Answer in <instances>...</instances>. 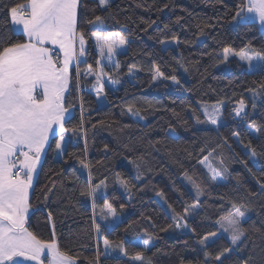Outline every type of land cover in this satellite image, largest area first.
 Returning <instances> with one entry per match:
<instances>
[{
  "label": "trees",
  "instance_id": "obj_1",
  "mask_svg": "<svg viewBox=\"0 0 264 264\" xmlns=\"http://www.w3.org/2000/svg\"><path fill=\"white\" fill-rule=\"evenodd\" d=\"M241 3L244 0H110L111 7L102 9L98 0H80L78 32L85 34L87 57L78 58L65 96V107L72 113L65 120L64 153L56 158L58 139L53 137L43 155L30 197L27 227L31 232L42 240H57L62 251L78 258L77 264H129L119 248H110L104 255V238L123 241L129 255L143 251L152 264H205L199 239L220 230L216 221L234 212L233 203L251 202L242 223L249 229L246 236L232 245L220 234L208 251L214 257L231 247L225 264H243L249 258L252 264H260L264 259V136L253 126L264 130V94L254 97L250 89L259 91L264 73L250 71L238 58L218 64L224 46L239 50L250 44L264 51V30L258 23L232 19ZM3 5L10 6V0H0V27L7 19ZM97 15L104 23H87ZM4 32L12 42L26 40L15 30ZM93 32L120 33L129 41L127 50L117 55L120 68H114L112 76L118 82L113 89L106 86L104 106L98 103L92 79L81 75L77 82L76 77L77 67L83 73L89 64L98 66ZM169 41H177L176 46L164 47ZM153 64L165 76L175 75L179 83L163 77L153 81ZM240 99L247 104L246 119L232 112ZM218 100L224 102L219 127L198 123L197 117L205 120L200 104ZM129 104L140 113H129ZM249 142L257 155L244 147ZM212 149L227 168L222 180H212L198 163ZM81 160L89 167H83ZM185 170L203 190L200 196L185 178ZM90 173L93 186L105 182L95 194V208L92 198L81 195ZM106 200L115 208V217L103 218ZM197 202L196 212L189 211L185 217L195 234L177 228L172 209L183 215L186 207ZM95 224L100 225V233ZM146 232L153 236L147 250L141 243ZM207 264L217 262L211 259Z\"/></svg>",
  "mask_w": 264,
  "mask_h": 264
},
{
  "label": "snow or ice",
  "instance_id": "obj_2",
  "mask_svg": "<svg viewBox=\"0 0 264 264\" xmlns=\"http://www.w3.org/2000/svg\"><path fill=\"white\" fill-rule=\"evenodd\" d=\"M98 4L102 9L111 7L110 0H98ZM78 6L79 0H25L24 3H14L10 0V6L3 5L7 19L0 27V264H22L19 258L34 261L35 264H44L42 257L45 256V250H47L48 264H77L78 258L62 251L57 240H42L29 231L25 225L30 207L29 190L33 187L34 174L38 173L42 154L45 153L46 147H51L49 137L50 135L55 136L57 128L60 137L55 141V149L61 155L65 150L63 134L66 131L65 113L68 110L64 107V103L65 92L69 89L71 80L70 65L73 60L83 57L86 52L85 34L83 30L77 31ZM232 19L246 23L258 21L264 28V0H244V3L237 4ZM179 20L180 18L177 17V22ZM87 23L90 25L102 24L104 19L97 15ZM17 27L20 34L27 38L24 42H12L4 32V29L14 31ZM91 35L95 37L100 56L109 62L114 56L122 54L121 46L129 42L120 33L110 32L105 36L99 32H93ZM77 41L79 52H77ZM161 42L163 43V41ZM47 43L59 46V50L63 53L62 62L59 58L53 59L51 49L45 46ZM219 55L222 58L218 64H226L230 62V58H238L239 62L247 63L250 70L264 73V51L256 50L250 44L239 48V50L231 46H224ZM96 64L98 70L89 64L83 73L77 67L76 77L78 82L81 75H94V86L96 94L99 96L104 91V67L102 60H97ZM113 67L119 70L120 65L115 63ZM132 68H135V65L129 68L130 72ZM150 71L153 73V81L163 77L179 83L175 75L165 76L159 65L153 64ZM108 80L113 84L118 82L111 75L108 76ZM258 89L259 91L250 89L254 97L264 94V83L259 84ZM200 107L203 109L205 120L201 121L197 117V122L219 127L218 122L222 117L224 102L218 100L211 105L202 102ZM252 107L255 108L256 105L253 103ZM245 108V100L240 99L234 102L232 112L237 117H241L243 113V118L246 119ZM127 111L132 115H138L141 110L135 105L129 104ZM193 114L195 115V109H193ZM253 131L264 136V130L260 127L253 126ZM73 132L75 133L76 129H73ZM244 147L250 149L253 156L257 155L251 142ZM107 148L108 145H105V150ZM214 152L215 149L210 150L208 156L198 161V163L207 166L212 180L223 177L227 172V168L222 171L211 164L210 157ZM80 163L85 168L89 167L83 160ZM220 163L223 164V160ZM184 176L192 183L196 195L200 196L203 191L200 185L196 184L188 175L187 170H185ZM104 183L101 181L93 186L90 173L88 186L81 190L82 196L92 198L94 208L96 207L95 194ZM125 187H127L126 184ZM261 189V194H264V184L261 185ZM158 194L163 196V192ZM250 195L255 197L257 194L250 193ZM252 206L251 202L247 204L233 203L234 212L222 215L216 221L220 228L228 233L232 245H236L248 233L249 229L243 226L242 218ZM120 207L123 208L124 205H120ZM169 207L171 208V205ZM198 207V202L193 203L184 209L183 215L172 209L175 226L189 229L195 234V229L190 228L185 217L189 211L195 213ZM101 212L104 219L116 216L115 208L107 200L104 202ZM48 215L51 218V213ZM95 231L97 233L102 231L99 224H95ZM252 231L259 233L261 230L252 228ZM145 236L147 238H142L141 243L147 250L153 236L147 232ZM216 238V232H208L198 241L203 246L205 264L211 259H214L217 264H225V260L229 259L233 252V248L225 247L213 257L212 253L208 251V247L210 243L215 242ZM103 243L106 249L119 248L128 257L129 264L135 261L152 264L151 260L145 257L143 251L129 255L123 241L114 243L104 238ZM98 259L97 256L96 261ZM181 264L184 262L181 261ZM243 264H252L251 258L244 260ZM260 264H264V259L260 261Z\"/></svg>",
  "mask_w": 264,
  "mask_h": 264
},
{
  "label": "rangeland",
  "instance_id": "obj_3",
  "mask_svg": "<svg viewBox=\"0 0 264 264\" xmlns=\"http://www.w3.org/2000/svg\"><path fill=\"white\" fill-rule=\"evenodd\" d=\"M257 23H258V25H259V27L261 28V29H263L264 30V28H262L261 26H260V24H259V22L257 21ZM102 34V33H101ZM102 35H104V34H102ZM107 35V34H106ZM105 35V36H106ZM128 40V39H127ZM86 41V40H85ZM93 44H94V48H95V50L97 51V53H98V60H102V63H103V67H104V91H103V93H101L99 96H97V94H96V87L94 86L95 85V76L94 75H88L87 77L88 78H90V79H92V82H93V91H94V93L96 94V97H97V100H98V103H99V105L100 106H104V105H106L107 104V100H106V97H105V88H106V86L107 87H109V88H111V89H113L116 85L115 84H113V83H111L109 80H108V76L109 75H114L115 74V72H116V70L114 69V67H113V65L116 63V58H117V56H114L113 58H112V61L111 62H109L106 58H102L101 56H100V54H99V47H98V45L96 44V41H95V37H93ZM176 44H177V41H169V42H165L164 43V47H166L167 45H170V46H176ZM78 46H79V44H78ZM122 47V52H125L126 50H127V44L126 45H124V46H121ZM85 49H86V52H87V50H88V43L86 42V44H85ZM78 50H79V48H78ZM86 52H85V55L83 56V57H80L81 58V60H85L86 59ZM245 63V62H244ZM247 64V63H246ZM248 66V65H247ZM94 69H96V70H98V66L97 67H93ZM249 68V67H248ZM250 70V69H249ZM250 71H253V70H250ZM114 73V74H113ZM113 77V79H115V80H117V78L115 77L114 78V76H112ZM118 81V80H117ZM209 105H211V104H213V103H208ZM246 109H247V104H246V108H245V112H246ZM223 111V110H222ZM242 115H243V113H242ZM220 121H222V117L220 118V120H219V122L218 123H220ZM213 126H216V125H213ZM65 136V135H64ZM66 142H67V138H66V136H65V144L64 145H66ZM65 147V146H64ZM56 158H61V154H59V152L56 150ZM210 162H211V164L214 166V167H217V168H220L222 171H223V165L220 163V161L219 160H217V158H215L213 155L210 157ZM207 171H208V168H207V166L206 165H202ZM209 175L211 176V174L209 173ZM223 179V177H217L216 178V180H222ZM242 211L244 210V209H241ZM245 218H246V212H245V216L242 218V223H243V221L245 220ZM189 230V229H188ZM216 233H217V236H219L220 234H224L228 239H230V237H229V235H228V233H226V232H224L221 228H220V230H218V231H216ZM239 243V242H238Z\"/></svg>",
  "mask_w": 264,
  "mask_h": 264
},
{
  "label": "crops",
  "instance_id": "obj_4",
  "mask_svg": "<svg viewBox=\"0 0 264 264\" xmlns=\"http://www.w3.org/2000/svg\"><path fill=\"white\" fill-rule=\"evenodd\" d=\"M79 9H80V0H79V6H78V9H77V22H78V18H79ZM15 31L17 32H20L19 28H15ZM77 31H78V28H77ZM27 39V38H26ZM46 47L50 48L51 49V55L53 56V59L55 60L56 59V56H54V53H56L58 55V58L59 60L62 62L63 60V53L59 50V46L58 45H52L51 43H47L45 45ZM79 46H78V41H77V52H79L78 50ZM78 59L76 60H73L72 64L70 65V73H71V80H70V86H69V89L72 85V70L74 68V66L76 65ZM69 89L65 92V96L66 94L68 93ZM64 107H65V104H64ZM66 108V107H65ZM67 109V108H66ZM68 111L65 113V120L68 116H70V114L72 113V110L71 109H67ZM55 127V126H54ZM65 135V133L63 134ZM66 136V135H65ZM53 137H57V139H59L60 137V133H59V130L57 128V131L55 133V136H52L50 135L49 137V142L51 141V139ZM65 146V145H64ZM48 147H46V150H47ZM46 152V151H45ZM43 155L44 153L42 154V157H41V163L40 165H38V173L37 174H34V178H33V187L29 190V205H30V197H31V193L33 191V188H34V185H35V182L37 180V177H38V174L40 172V168H41V164H42V160H43ZM31 212H32V209H31V206L29 207V211H28V214H27V222H28V219L31 215ZM27 227V223L25 225ZM28 228V227H27ZM29 230V229H28ZM30 231V230H29ZM102 246H103V250H104V255H108L110 253V248L106 249L105 248V245L104 243L102 242ZM21 261H22V264H35L34 261H27V260H24V258H19ZM43 261H44V264H48V258H47V250H45V256L42 257Z\"/></svg>",
  "mask_w": 264,
  "mask_h": 264
}]
</instances>
